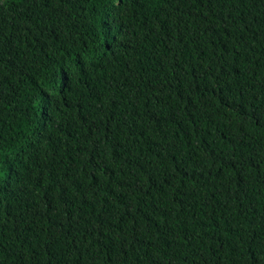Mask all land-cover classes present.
I'll return each mask as SVG.
<instances>
[{"label":"trees","instance_id":"16d2710c","mask_svg":"<svg viewBox=\"0 0 264 264\" xmlns=\"http://www.w3.org/2000/svg\"><path fill=\"white\" fill-rule=\"evenodd\" d=\"M0 264H264V0H0Z\"/></svg>","mask_w":264,"mask_h":264}]
</instances>
